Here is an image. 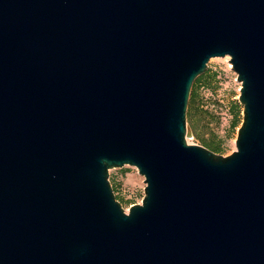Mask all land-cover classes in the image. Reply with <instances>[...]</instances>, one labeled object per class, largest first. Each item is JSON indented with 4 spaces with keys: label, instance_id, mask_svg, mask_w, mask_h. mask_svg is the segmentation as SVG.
<instances>
[{
    "label": "water",
    "instance_id": "obj_1",
    "mask_svg": "<svg viewBox=\"0 0 264 264\" xmlns=\"http://www.w3.org/2000/svg\"><path fill=\"white\" fill-rule=\"evenodd\" d=\"M226 56L222 157L187 144V110ZM0 264H264V0H0Z\"/></svg>",
    "mask_w": 264,
    "mask_h": 264
},
{
    "label": "rangeland",
    "instance_id": "obj_2",
    "mask_svg": "<svg viewBox=\"0 0 264 264\" xmlns=\"http://www.w3.org/2000/svg\"><path fill=\"white\" fill-rule=\"evenodd\" d=\"M229 61L230 57L226 56L212 58L208 62L204 74H207L205 80L210 83L209 86L201 89L200 94L201 103L207 114L205 118H199L197 122L193 121L196 133L201 138L212 141L214 144L223 141L222 153L217 154L222 157L230 156L236 151L235 141L237 130L242 123L243 111V107L239 104L241 107L240 124L232 131L230 129L232 122L230 107L234 102H238L241 84L238 83L237 75ZM215 75L216 78H214ZM187 125L190 128L188 119ZM187 144L201 146L195 140L193 133L192 137L187 139ZM109 181L116 200L121 204L126 214L131 206L142 203L146 185L144 177L138 173L136 168L125 166L121 169H112L109 171Z\"/></svg>",
    "mask_w": 264,
    "mask_h": 264
},
{
    "label": "trees",
    "instance_id": "obj_3",
    "mask_svg": "<svg viewBox=\"0 0 264 264\" xmlns=\"http://www.w3.org/2000/svg\"><path fill=\"white\" fill-rule=\"evenodd\" d=\"M206 75L207 74L199 76L193 84L189 98L187 119L188 122L190 123V129L193 133L195 140H197L201 146L214 152L215 154H221L222 153L221 146L223 144V141H218V144H214L212 141L204 140L196 133V128L193 124L194 122H197L199 118H205L207 114L206 111L204 110L203 104L201 103L202 99L200 95L201 89L206 88L207 86H209L210 83V81L205 80ZM214 78H216V75L214 76ZM230 114L232 115V122L230 125V129L234 131L240 124L241 107L238 102H234L231 105Z\"/></svg>",
    "mask_w": 264,
    "mask_h": 264
}]
</instances>
